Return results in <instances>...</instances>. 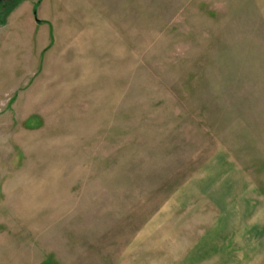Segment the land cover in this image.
<instances>
[{"label":"rangeland","instance_id":"1","mask_svg":"<svg viewBox=\"0 0 264 264\" xmlns=\"http://www.w3.org/2000/svg\"><path fill=\"white\" fill-rule=\"evenodd\" d=\"M186 248L264 264V0H0V264Z\"/></svg>","mask_w":264,"mask_h":264},{"label":"crops","instance_id":"2","mask_svg":"<svg viewBox=\"0 0 264 264\" xmlns=\"http://www.w3.org/2000/svg\"><path fill=\"white\" fill-rule=\"evenodd\" d=\"M170 236L171 234L167 235L166 241H169ZM162 240L164 239H161V241ZM193 252L194 251L189 250V248L183 250L153 249V250H149L148 252H145L144 255L140 257L141 260H139V263L142 264L144 262L142 261L143 258L148 259L150 257L154 259V264H191L192 262L190 258L192 257ZM31 255L33 254L32 251L30 250V252L27 253V258L29 259L28 264H46L44 263V259H41L40 261L37 262V260L33 259Z\"/></svg>","mask_w":264,"mask_h":264}]
</instances>
